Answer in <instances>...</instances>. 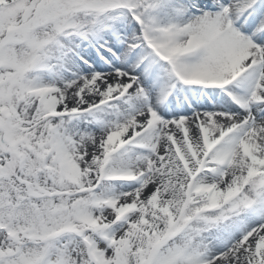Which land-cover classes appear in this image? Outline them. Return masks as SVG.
<instances>
[{
    "label": "snow or ice",
    "instance_id": "snow-or-ice-1",
    "mask_svg": "<svg viewBox=\"0 0 264 264\" xmlns=\"http://www.w3.org/2000/svg\"><path fill=\"white\" fill-rule=\"evenodd\" d=\"M0 264H264V0H0Z\"/></svg>",
    "mask_w": 264,
    "mask_h": 264
}]
</instances>
